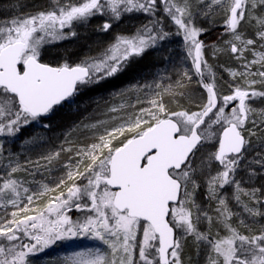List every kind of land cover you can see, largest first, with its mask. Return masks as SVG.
<instances>
[{
    "label": "snow or ice",
    "instance_id": "obj_1",
    "mask_svg": "<svg viewBox=\"0 0 264 264\" xmlns=\"http://www.w3.org/2000/svg\"><path fill=\"white\" fill-rule=\"evenodd\" d=\"M149 55L171 74L118 88ZM100 88L58 146L6 147ZM4 161L0 264L81 236L107 250L62 264H264V0L0 3Z\"/></svg>",
    "mask_w": 264,
    "mask_h": 264
},
{
    "label": "rangeland",
    "instance_id": "obj_2",
    "mask_svg": "<svg viewBox=\"0 0 264 264\" xmlns=\"http://www.w3.org/2000/svg\"><path fill=\"white\" fill-rule=\"evenodd\" d=\"M121 29H117V31H120ZM83 40V39H82ZM89 43H91V39H89ZM64 46L71 45V47L76 48L75 43L73 42H63ZM172 47L176 49L181 48L180 44V38L176 37L172 43ZM55 50V49H53ZM78 51H81V48L78 49ZM82 51H87V49L83 48ZM95 54V53H93ZM221 62L225 63L226 66L230 65L232 62L228 61L226 58H222ZM185 67L190 66V61L187 62ZM167 74H171V70L164 69L163 72H166ZM162 69L157 70V72L154 75H159L161 73ZM166 75V73H165ZM163 75V76H165ZM221 75H223L225 78L228 77V74L226 72H223L221 70ZM162 76V77H163ZM153 76L146 77L141 82L137 81L136 83H152L153 82ZM134 84V83H133ZM132 84L121 86L120 88L128 87ZM116 90V89H114ZM109 89L105 92H98L97 94L94 93L91 94L88 98L85 96V101H82L81 106L79 109L74 110H64L62 115L60 114L58 117H54V122L51 125L50 128L44 129L40 127L39 125L36 126H30L27 130L22 131L21 136L16 139L12 138H5L9 143L6 144V147L10 149L11 152H13L15 155L19 157L21 162H23L27 158L35 159L37 155L45 151L44 147H38L33 145L25 144L26 139H30L33 135L36 136H44L45 140L41 143L44 145H50L51 147H56L59 145V143L63 140L64 136L67 132H69L74 125L80 123L82 120H87L91 118V114L94 109V105L91 103L92 99H98L101 96L107 97L109 95V92L114 91ZM135 95H140L143 98V93H138ZM142 106H147L146 102ZM69 113L70 118H67V121L65 122V112ZM77 134H73L75 137ZM4 164H6V161L0 162V174H2V170L4 167ZM59 173V169H53L52 175L56 176ZM40 177L38 176L37 179ZM69 215L72 216V218L75 220L77 218H82V213L80 212H72L69 213ZM100 248L102 251H106V246L102 244V242L95 240L88 236H81L79 238H73L71 240L58 242L56 245H54L52 248L46 250L44 253L39 254L36 257H33L34 264H62V262L65 261V258L72 257L74 253L86 251L88 249H96Z\"/></svg>",
    "mask_w": 264,
    "mask_h": 264
},
{
    "label": "trees",
    "instance_id": "obj_3",
    "mask_svg": "<svg viewBox=\"0 0 264 264\" xmlns=\"http://www.w3.org/2000/svg\"><path fill=\"white\" fill-rule=\"evenodd\" d=\"M215 37H216V33H213L210 36V39H215ZM82 43H83V40H81L78 43H75L76 48L80 49L79 44H82ZM71 46H72V44L71 45H68L66 47H71ZM81 50H82V48H81ZM155 62H156V60L149 59V58H146V60L140 61L135 66V71H134V73L132 75H126V76H124V78L122 79L121 83L118 85V88H120L121 86H125V85H129V84L136 83L138 81V79L141 76H143V74H146L148 72H152L153 66H155ZM109 89L114 90L112 88H100L98 91L89 93L88 95H86V97L88 98L91 94L93 95L94 93L97 94L98 92H105V91H108ZM83 101H85V98H84ZM62 113H61V115H62ZM65 113L66 114H65L64 120L66 122L67 121V118H70L71 115H69V113H67V111Z\"/></svg>",
    "mask_w": 264,
    "mask_h": 264
},
{
    "label": "flooded vegetation",
    "instance_id": "obj_4",
    "mask_svg": "<svg viewBox=\"0 0 264 264\" xmlns=\"http://www.w3.org/2000/svg\"><path fill=\"white\" fill-rule=\"evenodd\" d=\"M4 2H5V0H0V3H4ZM70 43H71V42H70ZM55 54H56V50H53V55H55ZM146 58L154 59L153 56L149 55V56H146L145 58H143L141 61L146 60ZM154 60H155V59H154ZM159 69H162L161 73H160L159 75H154V74L157 72V70H159ZM164 69H169V70H171L167 64H165L163 67H161L157 62H155V66H153V70H152V72H148V73H146V74H143V76H141V77L138 79V82H139V81L141 82L143 79H145L146 77H149V76H151V75L153 76V79H157L158 77H162V76L165 75V73H166V72H163ZM168 74H169V73H168ZM62 112H63V111H62ZM62 112L56 114V116H59Z\"/></svg>",
    "mask_w": 264,
    "mask_h": 264
}]
</instances>
